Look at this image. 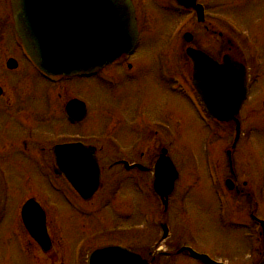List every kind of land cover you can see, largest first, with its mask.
I'll list each match as a JSON object with an SVG mask.
<instances>
[{"label": "rangeland", "instance_id": "1", "mask_svg": "<svg viewBox=\"0 0 264 264\" xmlns=\"http://www.w3.org/2000/svg\"><path fill=\"white\" fill-rule=\"evenodd\" d=\"M9 1L0 0V17L6 14L11 19L10 24L7 19L0 22V62L4 65L0 67V84L6 88L0 101L1 113L9 109L13 113L21 103L28 101V97H39L46 87L18 51L13 17L9 7H5ZM133 1L140 12L142 42L130 62L118 60L113 64L120 84L111 87L95 77H76L67 81L72 82L76 95L90 106L86 123L77 126L75 134L98 149L103 167L99 192L90 202L84 203L86 209H71L49 186L47 179L37 173L35 163H20V156L14 152L4 154L5 157L0 158V172L3 171L5 176L1 184L5 203L9 205L5 207L4 203L0 214V264H74L73 249L83 236L89 238L94 249L121 244L144 254L155 251L159 253L158 264H200L186 254H168L177 252L182 245L196 251L205 250L233 264H249L250 254L244 255L238 250L244 246L241 243L244 239L234 232V228L222 225L218 202L220 193L229 201L225 179L230 174L227 150L233 144L234 125L208 119L201 108V112H197L196 105L193 107L187 101L186 94L170 92L159 76V68L161 57L173 70L184 68L183 49L188 44L184 39L186 31L194 33L195 46L216 58L225 49L224 45L230 47L229 39L232 40L231 48L236 46L252 69L253 86L252 96L240 114L243 134L234 152L239 183L246 192H233L230 198L236 210L243 214L248 213L250 201H255L250 199L251 196L258 199L264 211V0H201L209 7V16L205 23L193 19L194 25L191 14L187 15L186 24L184 17H179L171 5L146 0L148 5L144 7L139 5V0ZM227 21L237 23L242 32L232 30ZM11 56L20 61L17 70H9L4 64ZM254 56L262 73H257L252 64ZM128 63L132 64L129 69ZM135 71L137 74H132ZM186 72L187 91L191 96L190 63ZM12 89L17 96L7 94ZM6 100L11 103H4V110L1 104ZM38 107L43 109V105ZM28 110L29 113L36 112L32 108ZM139 113L146 121L156 122L153 125L158 135L153 131L141 134L143 126L132 128L133 116ZM37 119L33 124L39 127L40 133L31 129L32 133L36 132L35 136L45 140L46 135L42 132L47 127L43 125L49 123H39ZM49 122L56 123L54 120ZM5 123L6 119L0 114L1 141L10 138L13 141L16 130L11 133L8 131L11 126L6 127ZM67 132V128L60 130V133ZM107 136L111 138L107 139ZM114 138L120 140L119 146L112 142ZM162 146L168 148L179 172L168 209L152 192V171H126L122 164H112L121 158L138 162L139 153L144 152L145 158L139 162L152 167ZM50 168L47 169L49 174ZM244 182L247 184L243 185ZM64 187L66 185H62ZM30 197L36 198L47 211L54 241L50 252L40 249L21 221L19 204ZM243 218L232 215L231 220ZM165 221L170 227L168 238H163L161 224Z\"/></svg>", "mask_w": 264, "mask_h": 264}, {"label": "water", "instance_id": "2", "mask_svg": "<svg viewBox=\"0 0 264 264\" xmlns=\"http://www.w3.org/2000/svg\"><path fill=\"white\" fill-rule=\"evenodd\" d=\"M12 5L25 46L53 73L91 74L131 51L138 39L131 0H12ZM189 54L195 61L196 86L212 114L226 121L237 120L246 95L245 66L231 56H225L219 64L192 47ZM79 105L83 106L77 102ZM55 152L73 186L84 197L92 196L100 185L94 149L67 144L56 147ZM228 154L232 159L231 150ZM155 177L157 192L167 197L179 177L168 156L158 162ZM22 216L31 235L48 249L51 241L46 215L35 199L26 202ZM95 257L98 264H151L142 254L121 247L100 249Z\"/></svg>", "mask_w": 264, "mask_h": 264}, {"label": "flooded vegetation", "instance_id": "3", "mask_svg": "<svg viewBox=\"0 0 264 264\" xmlns=\"http://www.w3.org/2000/svg\"><path fill=\"white\" fill-rule=\"evenodd\" d=\"M197 1L204 6V12H205L204 19L200 23H205L206 20L208 19V16H209V9H208L209 7L207 6V4L205 2H203L201 0H197ZM5 7L7 9L9 7V10L11 11L10 1L8 2V5H6V3H5ZM139 15H140V12L138 11V16ZM5 19H7L8 23L10 24V22H11L10 16L8 17V16H6V14H4L3 16L0 17L1 24L4 22ZM139 19H140V17H139ZM7 29H8V26H7ZM219 36H222V34L219 33ZM229 38H231V37H229ZM141 40H142V35H141ZM232 44H233L232 40L229 39L228 45L230 47H226L224 45L225 49L222 52H220L221 53L220 57L219 58L215 57V58L218 61H221L222 58L226 54H229L234 59L239 60L240 62H242L245 65L246 70H247V84H248V90H249V98L248 99H250L252 96V86H253V83L251 82L252 78L250 77L251 76L250 75V73H251L250 69L251 68H250L249 64H248L249 67L247 66V62L244 60L245 58L243 57V55L239 51H237L236 46L231 48ZM139 46H138V48H139ZM17 48L19 49L18 51L20 52V55L24 59V62H27V65H29L30 68H32V71L36 74V76L39 77L43 82H45L46 87H45V84L42 82V84L45 87V92L42 93L43 96H41L42 95L41 94V95H39V97H36V96L28 97L27 98L28 101L21 103L19 105L20 107H17V110L14 111L13 113L11 112L10 109L7 110L8 113L7 112L6 113L0 112V114H3L4 118L6 119V123H5L6 125L5 126L6 127L11 126V129L8 131H10L12 133L13 129L16 130V134L14 135L13 141L11 140V138L9 140H6V141H1V138H0V158L1 159L4 158L5 157L4 154H6L7 152H10V153L14 152L15 154H18V157L20 156V158H19L20 163H26V162L28 163L29 161L31 163H35L38 167L37 173L40 175L42 174L44 176V178H46V179H49V177H51L52 175L58 177L61 181L66 183V188L70 192H72V194L77 198V200L79 202L80 201L84 202L85 200H83L79 196L77 191L68 183L67 178L64 175V173H57L56 172V170H59V166H58V163L56 160L57 157H56L54 148L61 146V145L77 144V143H81L84 147L94 146L92 142L87 141L85 138H82L81 136H78L75 134L76 127L77 126L79 127L80 125L86 123V121L88 119L89 107H90L89 103L86 102V100H85L86 106H87V114L83 120L78 122L77 118L75 116L76 110L71 109L72 114H70L69 111H67V105L72 99L81 98V97H78V95H76L75 87L74 86L71 87L72 82L67 83L68 80L73 81L76 77H62V81H61V79H59V81H56V82L49 81V80L45 79L44 77H42V75L30 65V63L26 59V56H25L26 54H25L24 50L21 48V45L18 44ZM138 48H137V50H138ZM137 50L131 56H123L122 58H120V61L123 63L128 62V61L130 62L131 58L134 57L135 54L137 53ZM186 51H187V48H186L185 54H184V57H185L184 63H186V65L183 68V73H184V78L187 80L188 75L186 72V67H187V64L190 63L191 61L188 58ZM12 59H15V63H16L15 68H12V66H11V63H12L11 60ZM251 61H252V59H251ZM4 62H5V60H4ZM4 64L6 65L7 69H9V70H17L20 67V61L17 58L12 57V56ZM113 64L110 66H107L104 69H102L101 71H99L98 74H96L94 77L99 78L101 75H103V76L106 75L104 77L108 78L107 76H110V77L116 78L120 81L121 80L120 77L115 73V70L112 69V67L114 66ZM252 64H254L257 73H262L263 70H261V67L258 65L256 56L253 57ZM0 67H4V65H2L1 62H0ZM131 67H132V64L128 63V69ZM136 69L138 71L139 64H138V68H136ZM132 74L136 75L137 73L135 71V73L133 72ZM159 76L163 80L160 69H159ZM89 78H93V77H89ZM0 87L3 90L2 94L0 95V101H1V99L6 94V88L1 84H0ZM71 88L74 89V91H71ZM7 94L17 96V94H14L13 89L11 90L10 93L8 92ZM263 102H264V100H263ZM4 103H6V105H7V103L10 104L11 102L9 100H6L5 102H3L1 104V108L4 107L3 109L5 110L6 107L3 105ZM40 105H43V109H39L38 106H40ZM244 105H243V107H244ZM243 107L240 111V114L243 110ZM29 108H32L33 110L36 109V112L29 113L30 112L28 110ZM3 109L1 111H4ZM71 116L74 118V120H72V121L70 119ZM35 119H37V121L39 123H42V122L49 123L48 125H43V126L47 127L42 132L46 135L45 140L39 139V137L35 136L36 132L40 133L39 127H36V125L33 124L34 121H36ZM51 120H54L56 123L55 124L50 123L49 121H51ZM241 124H242V119H241ZM62 128H64V129L67 128L68 132L67 133H60V130ZM31 129H33L36 132L32 133L33 130H31ZM154 135H158V131H155ZM109 137L107 136V139ZM112 142L114 143V145L119 146V144L117 145L116 142H120V140L112 139ZM163 147L164 146H162V148ZM235 151H236V148H235L234 152ZM95 152H96V154L98 153L97 148H96ZM25 158H27L26 161H24ZM143 158H145V153L140 152L139 153V161ZM98 160L100 162V157L98 158ZM124 161H129L130 163H139V161L138 162L137 161H130L126 158H121L112 164H117V165L123 164ZM49 164L50 165L52 164V165L48 166ZM100 164H101V162H100ZM235 164H236V161L234 158L233 164L232 165L229 164L231 177H233L234 181H235L233 192L241 194L243 192H246V189L244 187L240 186ZM47 166L51 167L50 169L52 171L50 172V174L47 170L48 169ZM102 171H103V167H102ZM263 173H264V171H263ZM4 177H5L4 172L3 171L0 172V213L4 207V203L6 202V198L4 199V192H3L4 188L2 187V184H1V182L3 183L2 179L4 180ZM246 184H247V182L243 183V185H246ZM6 194H5V196H6ZM250 199L255 200V202L249 203L247 205L249 207V209H248L249 214L248 213L243 214L242 212L236 210V206L232 205L233 216L235 218H238L240 216H244V218L241 220L238 219L239 221L232 220L231 224L228 226H230L231 228H234V232H238L240 234V236H242V238L244 239L241 242L242 244L244 243V246H240L238 248V250L241 251L244 255L250 254V256L248 258V260H250V261H248V263L249 264H264V233H262L263 231L257 232L256 227H257L259 221L256 222L253 220V216L264 218V213L262 214V212H264V211L261 210V205L259 206L258 199H256V197L254 199L253 196H251ZM25 202H26V200L24 201V203ZM24 203L21 205L19 204L20 209L19 208L18 209L20 210V212L22 210ZM8 205H9L8 203H5V207ZM69 206L71 209H74V210L79 209L78 205H76V204L75 205L70 204ZM245 217H248V218H245ZM255 222H256V224H255ZM47 226H48V217H47ZM48 231H49V234H50L51 239H52V234L50 232L49 226H48ZM52 242H53V246H52L51 250L54 248L53 239H52ZM236 244L239 245L240 243L236 242ZM76 247H77V242L75 244L74 250L76 249ZM40 249L42 251H44L41 247H40ZM81 249H83V251L81 253H79V256L81 257V259H80L81 261L79 262V264H83L85 262V258L87 257L86 255H87L88 251L91 250V245L86 243L83 247H81ZM203 252H207V251H203ZM171 253L174 254L175 252L174 253L171 252ZM158 254L159 253H156L155 251L154 252L150 251L148 253L151 264H158V262H157ZM168 254H170V253H168ZM172 254H170V255H172ZM211 256L217 260L223 261L225 264H233L230 261H228L227 259L218 258L217 256H214V255H211ZM7 260H8V258H7ZM234 264H236V263H234ZM240 264H246V263L242 262Z\"/></svg>", "mask_w": 264, "mask_h": 264}, {"label": "bare ground", "instance_id": "4", "mask_svg": "<svg viewBox=\"0 0 264 264\" xmlns=\"http://www.w3.org/2000/svg\"><path fill=\"white\" fill-rule=\"evenodd\" d=\"M169 207V206H168Z\"/></svg>", "mask_w": 264, "mask_h": 264}]
</instances>
